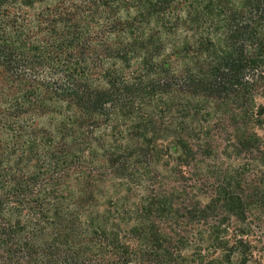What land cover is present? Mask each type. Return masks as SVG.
Here are the masks:
<instances>
[{
    "label": "trees",
    "instance_id": "trees-1",
    "mask_svg": "<svg viewBox=\"0 0 264 264\" xmlns=\"http://www.w3.org/2000/svg\"><path fill=\"white\" fill-rule=\"evenodd\" d=\"M261 100L264 0H0V264H264Z\"/></svg>",
    "mask_w": 264,
    "mask_h": 264
},
{
    "label": "rangeland",
    "instance_id": "rangeland-1",
    "mask_svg": "<svg viewBox=\"0 0 264 264\" xmlns=\"http://www.w3.org/2000/svg\"><path fill=\"white\" fill-rule=\"evenodd\" d=\"M260 102L264 103V100H261ZM258 221V220H257Z\"/></svg>",
    "mask_w": 264,
    "mask_h": 264
}]
</instances>
